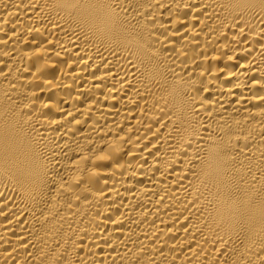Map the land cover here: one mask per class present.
I'll return each mask as SVG.
<instances>
[{"label": "bare ground", "instance_id": "1", "mask_svg": "<svg viewBox=\"0 0 264 264\" xmlns=\"http://www.w3.org/2000/svg\"><path fill=\"white\" fill-rule=\"evenodd\" d=\"M0 264H264V0H0Z\"/></svg>", "mask_w": 264, "mask_h": 264}]
</instances>
